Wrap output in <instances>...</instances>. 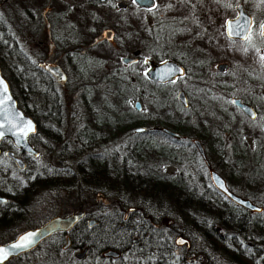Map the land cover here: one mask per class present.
I'll use <instances>...</instances> for the list:
<instances>
[{
	"label": "trees",
	"instance_id": "1",
	"mask_svg": "<svg viewBox=\"0 0 264 264\" xmlns=\"http://www.w3.org/2000/svg\"><path fill=\"white\" fill-rule=\"evenodd\" d=\"M87 42L70 41L68 47L79 52L88 49L87 47L92 46L90 44L93 42L96 46L101 44L92 40L89 44ZM14 49H19L16 43L11 44L3 37L0 38V68L19 107L37 123V132L33 140L40 146L43 143L41 138L45 136L50 141L59 142L61 131L59 135L50 129L45 130L42 123L44 119L40 116V112L58 113L54 127L61 129L60 122L63 118L59 114H62V98L58 84L48 71L32 61L29 62L31 66L26 69L18 71L10 68L9 63L4 59L10 56L7 50ZM86 55V53L78 54V58H74L73 61L74 73L79 77L80 83H85L91 76L101 74L105 85L98 92L93 93H89L90 86H84L88 87L86 88L88 91H84L81 95L88 113L85 118L87 124L79 127L77 137H89L87 141H82L83 148L77 153L81 154L85 150L88 152L86 151L84 157L76 162L73 169L63 165L65 167L62 168L63 174L60 178L63 179L62 181L65 180L67 189H75L79 194L81 190L93 194L95 188L110 184L112 188L120 187L119 190L134 195L142 204L150 202L151 205H157L164 201H167V204L172 202L173 209L170 208V212L175 221L179 219L182 221V227L176 224L168 227L176 233L190 237H187L189 240H194V235H198L199 232L197 238L201 244L197 252H194L203 257L208 264H213V257L224 258L227 264H264V198L259 200L263 211L249 212L219 192L210 183L207 172L205 176L199 173V179L203 184L195 185L191 183L188 175L170 174L162 168L166 165L177 166L183 162L181 145L191 146L192 152L198 155L195 148L187 141L175 139L160 130L152 129L154 126H164L181 134L188 130L186 124L177 116L178 108L186 109L176 98L173 85L170 82L155 83L148 80L144 74L132 75L127 70L130 65L95 70L94 67L98 62L95 59L92 68L90 66L92 61H88ZM25 59L30 61L27 54L23 57L18 56V60L23 65L26 64ZM145 97H149L156 114L152 118L141 117L138 112L140 110L131 105L132 100ZM171 114H174L175 118L171 117ZM138 126H144L146 130L136 134L134 128ZM222 130L227 129L223 127ZM99 134L100 136L97 137ZM92 135L95 137H91ZM196 135H200V132ZM121 136L126 139L125 158L141 161L144 165H129L125 160L118 164L114 157L108 159L100 152L90 151L93 147L103 146L105 142L114 141ZM163 139L165 141H162ZM257 148L240 149L238 153L233 149L229 158L233 163L229 166L231 169L228 175L229 182L240 181L241 175L248 171L252 179L258 177V182L249 185L264 191V145H257ZM225 154V151L219 152L222 158ZM200 161L204 167L203 161ZM260 165L263 169L258 168ZM236 169L242 174L237 173ZM28 170V167L19 170L9 163L3 166L0 161V195L8 198L7 203L0 205V229H9L11 221L19 220L25 213L27 203L35 190L50 184L49 181L30 184L32 181L21 180L18 174H27ZM116 178L119 181L115 180ZM97 196L104 203L107 202L102 194L99 193ZM127 204L128 202L123 201L119 206L121 208L110 212L101 209L100 212L90 204L78 203L77 209H83L87 216L94 217L96 224L87 226L82 221L77 222L67 233L72 241L71 248L86 247L89 253L98 254L100 258L111 261L120 260L124 253L133 251V255H136L134 257L147 260L146 264H164L166 258L171 257L178 260L177 264H186L187 258L192 257V251L172 245L167 237L161 238L163 227L154 220L153 215L146 214L141 205L135 206L134 211H128L127 218L124 219L122 211L127 209ZM65 235L66 233L57 232L32 251L11 258L4 264L19 263L31 252L37 250L41 252L45 249L56 258L58 254L67 251L61 248ZM107 248L120 251L121 257L118 259L101 257L100 252ZM79 260L81 259L69 257L66 261L67 264H75Z\"/></svg>",
	"mask_w": 264,
	"mask_h": 264
},
{
	"label": "rangeland",
	"instance_id": "2",
	"mask_svg": "<svg viewBox=\"0 0 264 264\" xmlns=\"http://www.w3.org/2000/svg\"><path fill=\"white\" fill-rule=\"evenodd\" d=\"M225 1L231 2L232 0ZM206 2L208 5L206 10H213V8H210V6H212V4H210V0H206ZM47 9L40 7L37 3L29 0H0V38L3 37L8 43L11 44L16 43L19 49L23 50L30 57V61H28V59L24 60L27 67H23V63H20V61L18 60V55L22 57L23 55H12L13 57L7 56L9 58L4 60L9 63L8 65L10 66V64L12 63L15 64L17 67H13V70L19 71L25 68H29L31 66L29 62L31 61L32 63L34 62L41 66L42 64L49 62L60 65L66 74V80L64 82L57 81L53 76L58 84L59 92L62 98L63 119L60 124V140L59 142L47 140L48 146L44 145L43 143L41 144V146L34 144L40 152L38 158H36L35 160H29V172L27 174H18L21 180L32 181L30 184H33L35 182L39 183L40 181H49L50 184L40 186L35 190V193L27 203V209L25 213L19 220L11 221L9 229H0V242H4L13 238V236H15L21 230L28 228L36 223L40 224L53 215H63L71 211L78 210V203L90 204L96 207L95 209H98L97 211L100 212H102L103 209L104 212H110L116 210L117 208H121L119 207L120 203L124 201L128 202L129 204H127L126 208H128L129 206H143L146 214L153 215L154 220L156 222L158 221V223L163 227V230L160 233V237H167L168 241L172 245H174V240L180 233H176L173 229H170V227H168L172 224L165 225V223L161 221L162 217H168L174 220L173 224L182 227V221L180 219L175 221L176 219L170 212V208L173 209L172 202L170 204H167V201H164V203H160L157 205H151L150 202L142 204L134 195H129L125 190H119L120 187L112 188L110 184H105L100 188H95V192L93 194L86 193L82 190L79 194L75 192V189L68 190L65 186V180L62 181L63 179L60 178L63 174L62 168L65 167L63 165H68L66 167H70L73 169L77 164L76 162L81 160L88 152L87 150H85V152H81V154L77 153V151L83 148L82 141H87L86 139L89 137H77L79 127L85 126L87 124L85 118L88 113L86 112V107L81 95L84 91L87 90L86 88L88 87L84 86H90V88L88 89L89 93H93L98 92L105 85L103 76L101 74L91 76L85 83H80L79 77L74 73V58H78V54L86 53V59H88V61H92L90 64L92 68L94 67L95 59L98 62V64L94 67L95 70H108L111 67L117 68L119 66L126 67L128 64L125 65L121 61V58L123 56L132 55V51L137 48H143L144 51L147 52L145 55H151L153 53V47H151L152 44H150L149 42H145V40L141 38H134L133 36L128 39H121L117 34L113 39L103 38V41H107L106 43H103V41L101 40L98 41L94 39L72 38L67 34L71 27L69 28L68 25L65 26L64 24H62V22H56L53 17H51L56 13V11H58L59 9H63V7H57V9L55 7H48ZM207 16H209V18L213 20L215 18L220 19L219 14L207 13ZM73 19L76 18L73 17ZM128 20L130 21L129 18ZM130 23H132L131 27L133 28L134 22ZM77 40L88 41V44L92 40L95 41V43L98 42L101 44L100 46H96V44H94L93 42L92 44H90L92 46H86L88 49L79 52L69 49V42ZM162 42H164V40L159 41V44H161V46H163ZM260 42L261 40L251 38L250 42L248 41L244 44L239 43L236 46L237 52L233 53V55H231L229 51L227 52V54L223 53L220 55H212V58L226 60L229 63L226 71L219 73L209 72V75H207L206 77V82H208L214 89L212 93H209L212 97V100L203 101L202 96L199 100L198 95L194 93V95L192 96V101H194L195 106L193 105L194 108L192 107L190 112L178 108L177 116L181 118L184 124L188 122L191 124L194 123L193 126H190L191 133L195 134L197 133V131L200 132V130H198L200 129V124L207 125L205 128H203V130H201L204 131V133L210 134L211 130L220 131L219 136L222 143L221 148L219 147L218 150H214V146L213 149L208 150V158L211 161L213 167L219 173H221L227 181L229 180L228 175L231 171V169H229V166L233 164L229 159L231 156V152H233V149H235L238 153V146L240 145V142H236L235 138H237V136L239 135H241V137L244 136L245 140L242 138L245 142L244 145H246L250 150H253L256 144L259 146L264 144V134L262 130L264 119L257 120L254 123H252L251 121H247L233 109L228 101L231 94L237 95L244 93L249 87L248 80L251 79L252 75L249 68L254 65L255 58L261 56V50L258 48ZM223 43H225L224 40ZM253 44L258 45L255 52L250 51V49L253 48ZM159 49L160 48H158L157 53H153L154 57H157L156 54L160 53ZM245 49H247V51H245ZM257 49H259V51H257ZM225 50L226 49L224 48L223 51ZM165 52H167L165 54L167 56L169 50L166 48ZM145 68L146 67L143 59H140V61L130 65L127 70L130 71L132 75H141L144 74ZM188 78L189 77H184L173 84L175 93L179 89L185 90L186 86L188 88H191V85H193L196 80L194 79L193 81L188 82ZM231 86H233L234 88L229 90L227 87ZM193 88L196 90L195 85H193ZM86 99H88L87 96ZM138 100L141 104V109L140 111H138L141 117L152 118L156 116L152 109L149 97L138 98ZM88 101H90V99H88ZM197 101L201 102V104H199ZM133 103L134 100L131 101L132 106ZM93 106H95V104ZM196 111H199L197 112L198 115L194 116ZM171 117H174V114H171ZM49 121L52 122L53 120ZM53 124L55 125V122H53ZM223 127H225V129L227 130H222ZM135 133L137 134V132ZM99 136L100 134L97 137ZM91 137L95 136L92 135ZM125 140L126 139L121 136V138H118L114 141L105 142L103 146L93 147L90 151L95 153L100 152L101 154H104L108 159L114 157V160H116L118 164L123 163V161L125 160L126 164L129 165H144V163L141 161H133L125 158L127 154V149L124 148ZM162 141L165 140L163 139ZM208 143L212 144V142L210 141ZM181 147L183 149V162L177 166L166 165L162 166V168L170 174L183 173L184 175H188L191 183L195 185H202L203 183L199 179V173L205 176V172L207 171L200 164L201 159L199 155L194 154L192 152L193 149L189 145L185 144L181 145ZM220 151L226 152L224 158L219 156ZM258 168L263 169V166L260 165L258 166ZM236 171L237 173H240L237 169ZM252 175L254 174L252 173ZM257 178L258 177L255 176V178L252 179L251 174H249L248 171H245V173L241 175L240 181H235L234 183L228 181V186L235 193L247 197L255 203L261 205L259 200L264 198V191H260V189H256L255 187L253 188V186H251L252 183L258 182ZM109 180L112 179L109 178ZM115 180L118 179L116 178ZM246 184H248V186H246ZM99 193L107 199V202L104 203L100 200V197L97 196ZM252 193L256 194L252 195ZM122 212L124 214L126 212L128 213L127 209H123ZM91 218L95 219L94 217ZM197 234L198 235H194L195 241L193 239H190L191 247L189 248V252L192 251V257L187 258L188 261L186 262V264H208L203 257L194 252H197V249L200 248L201 244L199 238H197L199 236V232ZM176 246H180V249L185 247L184 244ZM82 249L83 248H69L67 251L62 252L60 255L58 254V257L56 258L52 253L48 252L47 249L44 250L47 252V254L42 250L41 252L37 250L35 252H31L29 256L26 257V259H22L19 263L16 264H67L66 260L69 257L74 258L75 253L82 251ZM134 256L136 255H133V251H130L124 253L123 257L120 260L111 261L102 259L98 256V254L89 253L87 251L86 256L77 261L75 264H146L147 260H139L138 257ZM166 260L167 261H165L166 263L164 264L178 263V260H176L175 257H171L170 259L166 258ZM213 264L227 263L224 258L213 257Z\"/></svg>",
	"mask_w": 264,
	"mask_h": 264
},
{
	"label": "flooded vegetation",
	"instance_id": "3",
	"mask_svg": "<svg viewBox=\"0 0 264 264\" xmlns=\"http://www.w3.org/2000/svg\"><path fill=\"white\" fill-rule=\"evenodd\" d=\"M29 1L37 3L40 7L45 9L48 7H55L56 9L60 6L61 8L63 7V9H59L51 17H53L56 22H62L65 26L68 25L69 28L71 27L67 34L72 38H85L103 41V38L113 39L117 34L121 39H128L133 36L134 38H141L145 40V42H149L152 44L151 47H153V53H157L158 48H160V53L156 54L157 57H154L153 53L151 55H145L147 52L144 51L143 48H137L140 52L137 55L136 61L130 63V65L140 61V59H143L145 64V59L147 57H152L155 61L169 59L182 66L185 72L184 76L178 77L170 83L173 85L184 77H189L188 82H191L194 79L196 80L193 84L195 85L196 90L193 88V85H191V88L186 86L185 90L179 89L176 92V98L180 90L184 92L187 104L183 105L179 100L178 101L187 110V112H190L192 107L194 108L195 106L194 101H192L194 93L198 95L199 100L201 96L203 101L212 100L209 93H212L214 89L208 82H206V77L209 75L208 73L224 72L228 67V61L212 58V55H220L223 53L227 54L228 51L231 55H233V53L237 52L236 46L239 43L244 44L248 42L244 39L229 37L226 31V21L234 19L238 15V7L241 5L242 10L250 16L251 27L249 28V31L251 33V38L261 40L259 46L257 44H253L254 47L250 49V51L255 52L256 47L258 46L261 50V56L256 57L254 65L249 68L252 75L251 79L248 80L249 87L245 91L246 93L244 92L237 95L231 94L228 101L233 109L247 121L254 123L257 120L264 119V60L261 59V57H264V37L260 35V25L264 23V0H232L231 2L225 0H219V2H217V0H210V4H212L210 8H213V10L210 11L206 10L208 7L206 0H141L140 2L136 0V3H133V0ZM229 4L231 5L230 7L226 6ZM207 13L219 14L220 19H210L209 16H207ZM73 17L76 19H73ZM130 22H134L133 28L131 27L132 23ZM108 31L110 32L109 37L107 36ZM161 40H164V42H162L163 46L159 44V41ZM223 40L225 43H223ZM223 47L226 49L225 51H223ZM166 48L169 50L167 56L165 55L167 53L165 52ZM7 52L10 56H16L18 54L26 55V53L21 49L7 50ZM223 64L225 65V68L220 69L219 66ZM9 67L16 68L17 66L12 63ZM23 67H27V65L24 63ZM145 67L147 68L146 64ZM227 88L230 90L234 87L231 86ZM234 98H237L242 103L250 106L254 111V116H249L237 105H235L233 103ZM201 102L198 103L201 104ZM197 112L199 111H196L194 116L198 115ZM56 115L57 114L51 112H40V116L44 119L42 123L45 126V130L50 129L55 134L60 135V129L58 130L55 128L53 124L55 118H57ZM49 120L53 121L50 122ZM35 124L37 132V123L35 122ZM191 125L193 126L194 123H186L188 130L186 133H180L182 137L179 139L187 141V143L191 144L195 150L196 147L192 140L198 139L204 147L206 155L207 151L213 149L214 146V150H218L219 147L221 148L222 143L219 136L220 131L211 130L210 134L204 133V131L201 130H203V128L207 125L200 124V129L197 128L200 130V135H196V133H191ZM262 130L264 134V125ZM36 132L29 135L28 138L30 143L38 151L37 156L15 148L12 141L7 137L0 139V161L3 166L5 163H9L13 164L19 170H25L29 166V160H35L38 158L40 152L35 147L34 144L36 143L33 140V136ZM242 138L245 140V137H241V135L235 138L236 142H240L238 150H246L247 148V146L244 145L245 142ZM47 140L49 139H47L46 136L41 138V141L46 146H48ZM209 141L212 142V144H209ZM254 149H258L257 144L254 146ZM7 151H13L16 157L22 158L25 162V167L23 169L18 168L14 160L6 155ZM204 167L208 173V169L205 164ZM226 183L228 185L227 180ZM0 197L6 198V201H1L0 205L8 202L7 197L2 195H0ZM89 218L91 217L85 214L79 221H82L89 226ZM126 218L127 215L125 216L124 214V219Z\"/></svg>",
	"mask_w": 264,
	"mask_h": 264
},
{
	"label": "water",
	"instance_id": "4",
	"mask_svg": "<svg viewBox=\"0 0 264 264\" xmlns=\"http://www.w3.org/2000/svg\"><path fill=\"white\" fill-rule=\"evenodd\" d=\"M137 1L140 2L141 0H137ZM229 21L232 22V29H233V35L231 37L244 39L243 38L244 35L249 31V22H251V20H250V16L242 10L241 5L238 7V15L234 19H229L226 21L227 34H228ZM237 32H239V35L236 34ZM109 35L110 32L108 31L107 36L109 37ZM139 52L140 51L136 49L132 52V55L123 56L121 58L122 63L127 65L136 61ZM145 64L147 68L144 70V75L148 80L153 81L155 83H159V84L169 83L171 81L176 80L178 77L184 76L185 74L182 66L169 59H165L162 61H155L152 57H147L145 59ZM42 67L46 71H48L52 76H54L57 81L64 82L66 80V74L60 65L46 62L42 64ZM219 68L220 69L225 68V65L224 64L220 65ZM0 82H2L0 83V139L3 137H7L12 141L15 148L23 152L37 156L38 151L30 143L28 138L29 135L34 134L36 132V124L34 120L31 118V116L27 115L23 111V109L19 107L17 100L15 99V97L11 92L9 83L1 71V68H0ZM5 86L7 88L6 92L4 91ZM177 99L183 105L187 104L185 94L182 90L178 92ZM233 101H235L234 104L237 105L243 112H245L251 117L254 116V111L250 106L242 103L237 98H234ZM133 106L135 107V109L140 110L141 109L140 101L135 100ZM28 122H31V127L34 129L33 131H28ZM152 129L160 130L163 133L175 139H179L182 137L180 133L173 131L164 126H154L152 127ZM145 130L146 127L144 126H138L134 128V132L137 133L144 132ZM25 132H27V135H25ZM192 141L196 147L197 153L199 154L200 158L202 159V161L204 162V164L208 169V174L211 184L219 192H221L229 200L239 205L240 207L248 210L249 212L263 211V207L261 205L255 203L254 201H252L247 197H244L232 191L228 187L225 178L212 167L210 161L207 158L204 147L202 146L200 141L198 139H193ZM6 155L14 160L18 168L23 169L25 167V162L22 160V158L16 157L13 151H7ZM1 201H6V198L0 197V202ZM135 209H136L135 206H129L127 208V211H134ZM84 215H85V211L83 209L71 211L63 215L56 214L49 217L48 219H46L45 221H43L42 223L36 226L28 227L21 230L13 238L4 242H0V248L10 249L7 258L0 261V264H4L5 262L9 261L11 258L32 251L42 241H44L45 239H47L48 237H50L51 235L57 232L66 233L61 248L63 250H68L72 246V241L70 235L67 233L73 228V226L81 218L84 217ZM126 215L127 212L125 213V216ZM161 221L164 222L165 225H171L174 223V220L168 217H162ZM95 224H96L95 219L93 218L88 219L89 226H93ZM27 233H37V235L33 237L34 243H32L30 246L25 248L11 250V245L18 243L20 237L24 236ZM174 243L176 245L184 244L187 250L191 247V241L182 234H179L175 238ZM86 254H87V248L84 247L82 251L75 253V257L78 259H82L84 256H86ZM100 256L103 258L117 259L121 256V252L113 248H107V249H103L100 252Z\"/></svg>",
	"mask_w": 264,
	"mask_h": 264
},
{
	"label": "snow or ice",
	"instance_id": "5",
	"mask_svg": "<svg viewBox=\"0 0 264 264\" xmlns=\"http://www.w3.org/2000/svg\"><path fill=\"white\" fill-rule=\"evenodd\" d=\"M217 2H219V0H217ZM133 3H136V0H133ZM228 7H230L231 5H226ZM151 10V9H149ZM238 22V21H237ZM251 27L250 22H249V28ZM237 35H239V32L236 33ZM233 35V29H232V22L229 21L228 22V36L231 37ZM260 35L262 37H264V23H262L260 25ZM244 40L246 41H251V33L250 31L248 33H246L244 35ZM254 47V45H253ZM245 51H247V49H245ZM257 51H259V49H257ZM262 60H264V57H261ZM2 83V82H0ZM4 91H7V88L5 86ZM233 103H235V101H233ZM34 129L31 127V122H28V131H33ZM25 135H27V132H25ZM222 186V185H221ZM37 233H27L24 236L20 237V240L18 243L11 245V250L14 249H21V248H25L30 246L32 243H34L33 237L36 236ZM10 249H4V248H0V261H2L3 259H6L8 254H9Z\"/></svg>",
	"mask_w": 264,
	"mask_h": 264
}]
</instances>
